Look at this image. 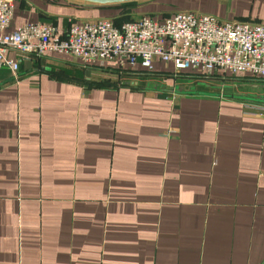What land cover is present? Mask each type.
Segmentation results:
<instances>
[{"label": "crops", "instance_id": "1", "mask_svg": "<svg viewBox=\"0 0 264 264\" xmlns=\"http://www.w3.org/2000/svg\"><path fill=\"white\" fill-rule=\"evenodd\" d=\"M11 3L10 31L122 14L82 0ZM179 11L264 24V0L129 9L133 18ZM11 55L17 79L0 68V264H264V114L243 107L264 104V80L129 86L122 74L149 71ZM241 79L249 89L236 87Z\"/></svg>", "mask_w": 264, "mask_h": 264}, {"label": "built area", "instance_id": "2", "mask_svg": "<svg viewBox=\"0 0 264 264\" xmlns=\"http://www.w3.org/2000/svg\"><path fill=\"white\" fill-rule=\"evenodd\" d=\"M11 0H0V68L18 77L11 55L42 57L66 53L83 66L114 64L153 71L155 62L171 64L175 73L206 77L251 75L264 80V24L221 21L215 16L179 11L159 18H132L121 25L112 18L76 23L62 31L47 22H31L8 30ZM246 115H263L264 104L245 103Z\"/></svg>", "mask_w": 264, "mask_h": 264}, {"label": "rangeland", "instance_id": "3", "mask_svg": "<svg viewBox=\"0 0 264 264\" xmlns=\"http://www.w3.org/2000/svg\"><path fill=\"white\" fill-rule=\"evenodd\" d=\"M128 13H129V10H126L124 14L129 15L131 18H133L132 15ZM160 72L162 74H157V73H152V72H147V71L146 73H141L140 71L139 72L129 71V72H126L125 74H122L123 75L122 78L123 80L128 82L129 86H134V85L145 86L146 84H148L150 87H154V88H162L163 86H166V85L174 86L175 84H177L180 86V88L182 87V88L189 89L188 84H193L196 82V80L204 81L207 83L209 82L208 83L209 85H216L217 83L225 84L227 82L228 84L232 83L231 81H227V82H220L218 80L212 81V80H209L203 77L202 74H192V73L184 72V71H181V73H177L176 76L172 78L167 75V72H169L168 69L164 71H160ZM251 79H255V78H251ZM133 80L136 81V83H133ZM250 81L249 80L245 81L244 79H241L240 81L236 80L234 83H236V87L237 86L240 87L241 90H245V89L247 90V88L249 89L250 86H247V84L245 83H250ZM242 83H244V85H242V87L239 86V84L241 85Z\"/></svg>", "mask_w": 264, "mask_h": 264}, {"label": "trees", "instance_id": "4", "mask_svg": "<svg viewBox=\"0 0 264 264\" xmlns=\"http://www.w3.org/2000/svg\"><path fill=\"white\" fill-rule=\"evenodd\" d=\"M138 2H132V3H128V4H123V5H110L111 7H118L121 9V16H118L117 18H112L114 24L116 25H121L123 22H126L130 19H132L129 15H125L124 13L126 12V10H129L130 7L136 5ZM110 6H101V7H110ZM129 14V13H128ZM151 72V71H149Z\"/></svg>", "mask_w": 264, "mask_h": 264}, {"label": "water", "instance_id": "5", "mask_svg": "<svg viewBox=\"0 0 264 264\" xmlns=\"http://www.w3.org/2000/svg\"><path fill=\"white\" fill-rule=\"evenodd\" d=\"M90 4H96L99 6H110V5H123L132 2H141L145 0H82Z\"/></svg>", "mask_w": 264, "mask_h": 264}]
</instances>
